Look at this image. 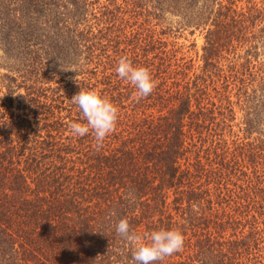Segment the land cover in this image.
Here are the masks:
<instances>
[{"label":"trees","instance_id":"16d2710c","mask_svg":"<svg viewBox=\"0 0 264 264\" xmlns=\"http://www.w3.org/2000/svg\"><path fill=\"white\" fill-rule=\"evenodd\" d=\"M102 1L0 0L15 54L0 77V264H133L123 218L144 243L182 231L155 264H264V0ZM181 29L204 32L197 59ZM123 56L150 69L149 96L116 73ZM72 62L83 79L66 104L45 85ZM81 88L120 109L102 145L71 133Z\"/></svg>","mask_w":264,"mask_h":264},{"label":"clouds","instance_id":"9594fccd","mask_svg":"<svg viewBox=\"0 0 264 264\" xmlns=\"http://www.w3.org/2000/svg\"><path fill=\"white\" fill-rule=\"evenodd\" d=\"M118 76L130 82L136 89L134 96L145 98L157 87L149 68L134 66L131 59L123 56L119 59L115 69ZM79 79L78 76L75 80ZM71 102L81 110V119L84 123L73 122L70 124L74 136L83 137L91 131L98 145L115 131L119 120V107L99 90L80 89ZM116 233L124 238L134 248L132 253L133 264H155L163 261L175 253L183 250L185 236L178 228L160 229L147 235V242H142V237L131 230L129 220L121 219L116 226Z\"/></svg>","mask_w":264,"mask_h":264},{"label":"rangeland","instance_id":"374dc122","mask_svg":"<svg viewBox=\"0 0 264 264\" xmlns=\"http://www.w3.org/2000/svg\"><path fill=\"white\" fill-rule=\"evenodd\" d=\"M102 2H105V0H103ZM119 2H122V0H119ZM240 7L245 6V0L243 3L239 4ZM167 20L166 23L169 25H172L173 28H177L179 26L180 23V17L179 16H175V15H167ZM204 32L201 33L200 30H196L194 34H192L190 32V29H181L180 33L177 34L176 37H178L177 39L175 38V41H177L179 43V45H184L185 49L184 51L187 53V55L189 57H192L194 59H197V55L201 56L203 51H202V47L205 44V36H204ZM173 40V39H171ZM193 44H195L194 47ZM15 48V46H13ZM14 53L12 51L7 52L6 48L4 49V45L3 43L0 41V77L3 75H13V73L11 72L12 68L14 66ZM80 56H74L71 60L74 61V63H76L75 61H78L77 64L80 62L84 61L89 55L88 52H84V53H79ZM264 56V55H263ZM263 56H261L260 61H263L264 58ZM73 63V62H72ZM73 63V64H74ZM77 64L70 66L69 68H67V70L64 71V67H58L59 69V73H52L49 72V74L51 75V80H49L50 82H48L47 87H61V92L60 94L63 96L62 99L65 100V103L67 104L68 102V94L67 91L70 92V84H75L76 80H75V73H78V67ZM94 66H91L89 69L93 70ZM61 72V73H60ZM66 72V73H64ZM79 77V79L77 81H81L83 78V76L77 75ZM1 87V86H0ZM3 91L5 92L6 89L3 88ZM22 93H25V90L22 89L21 91ZM2 95V94H1ZM17 98V96L15 97ZM15 105H17V100L15 102Z\"/></svg>","mask_w":264,"mask_h":264}]
</instances>
